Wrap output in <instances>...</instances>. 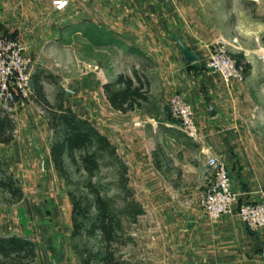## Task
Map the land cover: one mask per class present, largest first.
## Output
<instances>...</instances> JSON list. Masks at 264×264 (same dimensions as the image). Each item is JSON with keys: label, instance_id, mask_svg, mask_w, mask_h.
Masks as SVG:
<instances>
[{"label": "crops", "instance_id": "0c3cea01", "mask_svg": "<svg viewBox=\"0 0 264 264\" xmlns=\"http://www.w3.org/2000/svg\"><path fill=\"white\" fill-rule=\"evenodd\" d=\"M53 1L0 0V36L7 34L24 43V26L34 35L38 26L44 31L66 21L98 25V14L103 15L104 24L110 21L107 9L112 0H67L62 10L56 9ZM121 3L134 14L141 25L140 39L150 48L146 56L153 58L155 71L148 77L149 102H153L127 112L114 109L103 85L123 73L118 72L103 79L97 91L77 89L79 94L73 101L76 110L70 104L109 138L111 149L116 147L127 167L131 186L139 190L137 199L144 211L136 225L126 228L134 243L125 249V255L133 264H264V228H249L236 212L211 219L199 205L206 189L208 154L226 163L239 202L262 197L263 149L253 143L251 131L236 114L233 117L229 112L230 86L205 68L209 50L194 49L182 39L197 57L194 62L186 61L174 32L178 19L171 0ZM102 41L107 44L112 38L105 35ZM174 91L193 104L200 140L186 136L163 103L155 99ZM237 92H233L234 106ZM209 104L217 111L215 116H211ZM29 117L30 121L23 116L17 123L20 141L14 135L8 145L4 144L9 146L4 155L15 162L16 178H22L29 188L23 189L18 211L13 212L14 205L0 203V234L31 238L37 247L36 261L31 264H53L60 254L59 264H81L72 245L73 204L57 180L49 124L36 113ZM30 126L31 132L27 130ZM14 143L19 145L20 154L11 149Z\"/></svg>", "mask_w": 264, "mask_h": 264}, {"label": "rangeland", "instance_id": "374dc122", "mask_svg": "<svg viewBox=\"0 0 264 264\" xmlns=\"http://www.w3.org/2000/svg\"><path fill=\"white\" fill-rule=\"evenodd\" d=\"M171 2L178 19L175 30L173 28L177 33L178 40L184 39L191 43L194 49L209 50L208 52L224 45L233 56L245 62V79L242 82H233L229 85L231 89L228 96L231 101L228 110L233 117L236 114V118L245 129L251 131L253 143L259 149H263L260 154L264 155V1L256 3L252 0H171ZM107 15L110 17V21L106 20V24H104L103 15H97L99 26L95 24L82 26L72 21H66L64 25H54L44 31L42 26H38L34 35H30V31L26 30L27 27L24 26L23 41L31 58L29 71L32 84L33 75L41 74V78L52 76L55 80L54 83L50 79H43L46 97L51 103H55L57 93L60 92L62 97L75 109L73 101L80 89L97 91L98 84L103 79L118 72L133 76V72L138 71L146 74L147 77L155 73L152 69L153 58L146 56L149 54L150 48L144 45L140 39L139 28L141 25L139 26L134 20V14L132 15L128 10L127 4L121 3V0H112L107 9ZM99 34H102V37H99ZM105 35L111 37L112 41L102 44V38ZM234 90L238 91L236 93L238 101L235 106L233 102ZM175 92L177 91L172 94ZM172 94L168 95L169 97H165V95L154 97L163 103L167 114L176 120L169 109V99ZM165 100L168 101L167 104ZM151 102H147L146 105H150ZM0 107L4 109L1 103ZM12 112L16 124L23 116L25 121H30L29 116L34 117L35 113L37 117L47 119L51 131L50 143L55 139L46 109L34 99L19 98ZM87 121L92 129L99 131L95 123L89 119ZM22 124L28 125L27 122ZM29 128L30 130H27L31 132L33 127ZM14 133L15 135L19 134L16 129ZM20 136H17L19 141ZM33 138L35 139V137ZM1 148L4 150L2 151ZM18 148L19 145L15 143L11 147L14 152L20 154ZM8 149L9 146L0 143V177L12 175L22 190L29 188L27 184H23L22 178V182L16 178L13 167L14 160L4 155ZM79 154L80 152L76 151L78 161ZM99 161V169L89 176L84 170L76 167L70 157L66 156L65 166L69 182L56 171L57 180L60 181L64 190L77 194L82 192L83 195H86L88 190L85 184L88 179H91L100 189L101 194L112 201L116 210L124 212L127 210L123 214L119 213L122 227L125 230L122 239H131L124 241V244L114 245V247L119 248V255H122L124 259H129L125 255V249L134 241L126 228L129 229L132 224L138 223L140 219L138 215L144 211V206L137 199L140 196L139 190L135 186H131L127 167L121 160L116 147L100 152ZM90 198L92 199L91 195ZM8 199L13 200V197L8 192L0 190V203L8 206L14 205L13 212L18 211L19 206L21 207V200L9 203ZM131 212H134L133 217L127 214ZM96 215L97 210L94 206L91 209V216L94 218ZM93 218L86 221L81 234L72 237V245L81 264L83 255L80 251L84 247L96 254L104 252L101 234L97 232L90 236L87 233Z\"/></svg>", "mask_w": 264, "mask_h": 264}, {"label": "trees", "instance_id": "16d2710c", "mask_svg": "<svg viewBox=\"0 0 264 264\" xmlns=\"http://www.w3.org/2000/svg\"><path fill=\"white\" fill-rule=\"evenodd\" d=\"M43 79L55 82L52 76L41 78V74L33 75V93L30 98L47 111L50 126L55 135V139L50 143V153L56 171L68 181L65 166V157L68 156L76 167L92 176L100 167L99 153L111 149V141L106 135L92 129L87 119L80 117L60 92L57 93L55 103H51L46 97ZM103 89L111 106L122 112L134 110L149 102L148 77L138 71H134L133 76L118 74L114 81L105 83ZM15 121L12 112L0 107V143L8 144L14 139L17 126ZM76 151L80 152L79 161ZM85 187L88 190L86 195L82 192L80 194L68 192L74 211L72 236L81 234L86 221L93 218L91 209L95 206L97 215L92 219V225L87 233L90 236L97 232L101 234L104 252L96 254L84 247L80 251L83 255L82 264H133L129 259L119 255V248L114 247L131 239H122L125 230L119 213L123 214L127 210L125 212L116 210L112 201L101 194L100 189L91 179H88ZM0 190L8 192L13 197V200H7L9 203L10 201L18 202L23 198L22 187L12 175L0 177ZM133 213L127 214L133 217ZM36 258L37 247L31 238L19 234L7 236L0 234V264H31Z\"/></svg>", "mask_w": 264, "mask_h": 264}, {"label": "built area", "instance_id": "2783aa9c", "mask_svg": "<svg viewBox=\"0 0 264 264\" xmlns=\"http://www.w3.org/2000/svg\"><path fill=\"white\" fill-rule=\"evenodd\" d=\"M252 1L259 3L264 0ZM67 4V0L53 1L58 10L64 9ZM30 64L26 45L20 39L9 35L0 36V103L10 112L19 98H30L33 93ZM205 68L220 76L227 85L245 79V62L233 56L224 45L208 52ZM169 109L187 136L196 141L201 139L194 106L181 92L171 95ZM205 175L206 189L199 205L209 218L217 219L236 212L249 228H264V189L261 199L239 202L226 163L211 154L207 155Z\"/></svg>", "mask_w": 264, "mask_h": 264}, {"label": "water", "instance_id": "95a60500", "mask_svg": "<svg viewBox=\"0 0 264 264\" xmlns=\"http://www.w3.org/2000/svg\"><path fill=\"white\" fill-rule=\"evenodd\" d=\"M179 45L180 48L182 49L183 53H184V57L186 59L187 62L191 63L197 60L196 55L191 51V49L181 40H179ZM211 111V116H215L217 114V111L215 110V108L209 104L208 105ZM61 252V250H60ZM61 255V254H60ZM60 255H58L56 258H54L53 260V264H59L60 261Z\"/></svg>", "mask_w": 264, "mask_h": 264}]
</instances>
